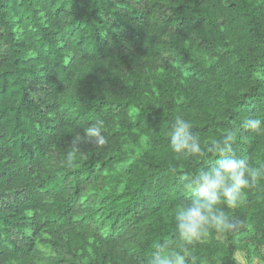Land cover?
<instances>
[{
	"label": "trees",
	"instance_id": "16d2710c",
	"mask_svg": "<svg viewBox=\"0 0 264 264\" xmlns=\"http://www.w3.org/2000/svg\"><path fill=\"white\" fill-rule=\"evenodd\" d=\"M257 73L264 0H0V264H34L40 243L54 264H146L175 243L178 176L216 156L178 160L170 125L190 119L205 147L235 130L259 166L264 133L242 129L264 119ZM98 119L109 143L67 161ZM230 215L239 230L211 233L194 264H264V181Z\"/></svg>",
	"mask_w": 264,
	"mask_h": 264
},
{
	"label": "clouds",
	"instance_id": "9594fccd",
	"mask_svg": "<svg viewBox=\"0 0 264 264\" xmlns=\"http://www.w3.org/2000/svg\"><path fill=\"white\" fill-rule=\"evenodd\" d=\"M262 75L257 73V78ZM193 129L190 119L176 115L167 132L170 151L178 160L199 159L208 154H214L216 159L211 167L178 176L184 197L172 213L176 242L163 240L157 243L146 264H194L192 249L211 233L227 235L239 230L241 223L230 215V211L240 208L249 191L264 181V163L253 166L234 153L237 131L229 130L208 141L205 147L201 135ZM242 129L264 133V119L249 116L242 121ZM108 143L105 121L98 119L73 137L66 160L70 162L82 145L103 148ZM171 171L175 172V168Z\"/></svg>",
	"mask_w": 264,
	"mask_h": 264
},
{
	"label": "rangeland",
	"instance_id": "374dc122",
	"mask_svg": "<svg viewBox=\"0 0 264 264\" xmlns=\"http://www.w3.org/2000/svg\"><path fill=\"white\" fill-rule=\"evenodd\" d=\"M54 257V250L49 245L40 243L35 250L34 264H54ZM236 259L239 264H247L246 256L241 250L236 253Z\"/></svg>",
	"mask_w": 264,
	"mask_h": 264
}]
</instances>
